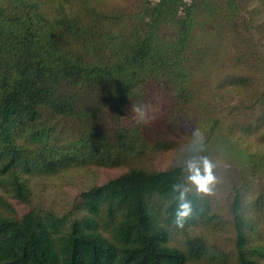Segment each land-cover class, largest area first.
Wrapping results in <instances>:
<instances>
[{
    "label": "trees",
    "instance_id": "obj_1",
    "mask_svg": "<svg viewBox=\"0 0 264 264\" xmlns=\"http://www.w3.org/2000/svg\"><path fill=\"white\" fill-rule=\"evenodd\" d=\"M196 25L234 48L217 89L258 109L228 123L224 143L245 152L250 137L264 144V56L254 41L264 36V0H0V264L215 260L190 229L225 221L193 179L207 175L193 168L216 148L209 137L182 148L154 120L159 102L169 114H208L198 76L208 50ZM132 105L146 106L145 121ZM207 122L212 136L218 119ZM169 151L177 155L161 168ZM247 155L226 214L237 263L260 264L264 152ZM90 166L114 175L79 191L72 217L16 212L13 200L30 201L29 177Z\"/></svg>",
    "mask_w": 264,
    "mask_h": 264
},
{
    "label": "rangeland",
    "instance_id": "obj_2",
    "mask_svg": "<svg viewBox=\"0 0 264 264\" xmlns=\"http://www.w3.org/2000/svg\"><path fill=\"white\" fill-rule=\"evenodd\" d=\"M212 29L206 30L196 25L193 31V36L200 40L208 50L204 57V63L198 72V76L203 81L201 99L206 106L205 111L202 112L208 114L202 115L199 112L193 114L189 111L169 114L165 104L159 102L154 112V120L161 135L176 142L182 148L207 137L210 140L208 144H211L212 148H216L205 160L217 172L216 180L208 185L211 189L208 193L211 195L213 208L220 213L226 223L224 221L219 228L215 229H208L205 226H196L190 229L192 233L200 234L206 240L209 253L216 256L214 261L210 262L204 259L192 262V264H238L233 252V229L226 214L233 195L232 181L238 169L246 162L248 151L264 152V144L250 137L243 142V145L248 149L245 152L240 144L227 145V147L224 143L223 135L226 125L235 120L247 122L257 113L258 109L255 105L249 106V109L242 108L243 106H240L244 100L242 95L217 89L215 81L222 68L227 66L231 62L230 59H234L236 55L229 40L223 38L214 28ZM254 41L258 52L264 56V36L254 33ZM235 105H239L238 108H233ZM209 116L218 119L212 136H208L207 133ZM167 154L168 156L162 162L161 168L165 167L177 155V152L169 151ZM205 161L202 162L203 166L195 165L193 168L194 175L205 169ZM228 173L232 174L233 177L229 179ZM112 175H114V170L90 166L63 171L48 177H29L27 184L31 192L30 201L23 204L13 200L15 210L20 213L23 210L34 208L40 211H51L58 216L72 217L74 214L72 206L77 193ZM253 183L257 185V180H254ZM261 235H264L263 230ZM260 264H264V262Z\"/></svg>",
    "mask_w": 264,
    "mask_h": 264
},
{
    "label": "clouds",
    "instance_id": "obj_3",
    "mask_svg": "<svg viewBox=\"0 0 264 264\" xmlns=\"http://www.w3.org/2000/svg\"><path fill=\"white\" fill-rule=\"evenodd\" d=\"M132 111L135 113V119L137 123L141 121L146 120L147 112H146V106L141 105H132ZM205 171L207 173L206 176L200 177L197 175L196 177H193V179L198 184V190L202 192H210L211 189L208 187L209 184H211L214 181V176L211 174V165L205 161ZM183 208L188 209V205H182ZM187 211L179 213L180 216L187 215Z\"/></svg>",
    "mask_w": 264,
    "mask_h": 264
}]
</instances>
